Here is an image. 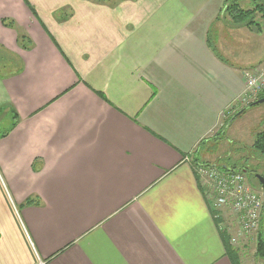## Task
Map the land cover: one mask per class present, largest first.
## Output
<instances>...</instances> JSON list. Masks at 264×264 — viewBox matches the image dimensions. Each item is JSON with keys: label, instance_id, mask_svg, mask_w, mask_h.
Masks as SVG:
<instances>
[{"label": "crops", "instance_id": "obj_1", "mask_svg": "<svg viewBox=\"0 0 264 264\" xmlns=\"http://www.w3.org/2000/svg\"><path fill=\"white\" fill-rule=\"evenodd\" d=\"M223 1L0 0V264H249L194 171L252 68Z\"/></svg>", "mask_w": 264, "mask_h": 264}, {"label": "built area", "instance_id": "obj_2", "mask_svg": "<svg viewBox=\"0 0 264 264\" xmlns=\"http://www.w3.org/2000/svg\"><path fill=\"white\" fill-rule=\"evenodd\" d=\"M245 90L240 102L248 105L264 93V66H256L244 72ZM195 173L201 184L208 207L219 229L230 237V244L249 237L260 228L264 200L250 186L240 171L222 170L217 166L196 164ZM231 219V223L226 218ZM235 227V231H233ZM236 234V235H234Z\"/></svg>", "mask_w": 264, "mask_h": 264}, {"label": "rangeland", "instance_id": "obj_3", "mask_svg": "<svg viewBox=\"0 0 264 264\" xmlns=\"http://www.w3.org/2000/svg\"><path fill=\"white\" fill-rule=\"evenodd\" d=\"M227 1L229 0L223 1L222 7H224ZM236 1L242 8H250L253 6L252 1ZM225 14L229 17L227 12ZM255 22L259 24V26H262V32L257 33V31H252L254 32V35L252 34L254 36L252 50L249 46L250 40L248 41L247 49L248 52L251 50L252 54V56H248L252 57V63L250 65L252 68L258 65H261V67L264 66V22H262L259 17H257ZM239 107L238 110L241 111L245 105H243L241 109ZM4 122L3 118H0V128L7 127ZM222 130L223 133L220 135L219 140L213 145V149H211V160H216L220 168L222 166H229L236 171L242 172L246 178L245 181H247L250 186H255L254 190L260 193L264 200V193L257 187V182L254 181L256 176L264 178V158L258 155L253 149L256 135L260 132H264V104L251 107L247 112L238 117L228 130L224 127ZM229 218L227 217L226 219L231 223V219ZM235 230V227H233L234 232H236ZM260 236H262L264 240V209L258 231L256 230V232L249 235L248 238L244 237L245 239H240L239 242H237L238 244L235 245L236 249H242L244 251L246 258L249 259V264H264V260H261L258 255H256L257 241Z\"/></svg>", "mask_w": 264, "mask_h": 264}, {"label": "trees", "instance_id": "obj_4", "mask_svg": "<svg viewBox=\"0 0 264 264\" xmlns=\"http://www.w3.org/2000/svg\"><path fill=\"white\" fill-rule=\"evenodd\" d=\"M95 2H98L99 4L101 2H104L105 0H92ZM252 1V7H248V8H242L241 5L237 2V1H233L231 3L230 7H226V12L230 17L231 23L233 25L236 26H243V27H247L253 31H257V33H261L262 32V26H259V24H257L255 21L257 20V17L261 18V21L264 22V0H251ZM229 2V1H227ZM226 4V3H225ZM3 25L7 28H11V29H16V23L14 21L11 20H3L2 21ZM257 26V27H255ZM30 39L26 36V35H21L19 36V45L24 49V50H29L31 43H30ZM264 98V93L263 95H259L258 98L252 102H250L248 105H246L244 108L250 106L252 103H254L255 101H258L260 99ZM243 108V109H244ZM10 109V108H9ZM240 110H238L235 115H233L232 117H230L225 126L227 127L228 124L231 122L230 120L233 119L234 116H236V114L239 112ZM11 114V122L7 127H2L0 128V138H4L6 137L11 131L12 129H14L19 121V117L17 116V114L15 113V111L11 110L10 111ZM5 115V109L4 108H0V118H2ZM225 127V129H226ZM253 149L255 150V152L260 155L262 158H264V132H260L256 135L255 138V142L253 143ZM220 169H224V168H220ZM226 170H231L229 167ZM34 202L32 200H28L27 202H25V206H29L32 205ZM224 237H227L228 235L223 233ZM228 240V253L231 257L233 258H239L238 254V250L236 249H232V246L230 244V237H227ZM257 253L256 255H258V257L261 260H264V240L262 238V236H260L258 238L257 241Z\"/></svg>", "mask_w": 264, "mask_h": 264}, {"label": "water", "instance_id": "obj_5", "mask_svg": "<svg viewBox=\"0 0 264 264\" xmlns=\"http://www.w3.org/2000/svg\"><path fill=\"white\" fill-rule=\"evenodd\" d=\"M261 104H264V98H263V99H260V100H258V101H255V102L252 103L250 106H248V107L242 109L241 111H239V112L236 114V116H234L233 119L230 120L231 122L228 124V126L226 127V129L228 130V128L234 123V121H235L238 117H240L242 114H244L245 112H247L251 107L259 106V105H261ZM258 179H259L258 181H260V183L262 184L263 191H264V178L259 177ZM263 193H264V192H263Z\"/></svg>", "mask_w": 264, "mask_h": 264}, {"label": "flooded vegetation", "instance_id": "obj_6", "mask_svg": "<svg viewBox=\"0 0 264 264\" xmlns=\"http://www.w3.org/2000/svg\"><path fill=\"white\" fill-rule=\"evenodd\" d=\"M234 0H229V2H227L225 5H224V9H223V11H222V16L224 17V16H226L225 15V13H226V7H230L231 6V3L233 2ZM236 1V0H235ZM246 1H251V0H246ZM246 8H248V7H246ZM245 8V9H246ZM228 15V14H227ZM219 167V166H218ZM229 166H222V168H224V170H226L227 168H228ZM220 168V167H219ZM230 168V167H229ZM231 169V168H230ZM234 170V169H233ZM260 176H256L255 177V180L254 181H256L257 182V184H258V188L262 191V192H264L263 191V187H262V184L260 183V181H258ZM254 187V189H255V186H253Z\"/></svg>", "mask_w": 264, "mask_h": 264}]
</instances>
